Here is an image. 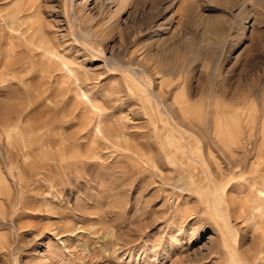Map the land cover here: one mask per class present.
<instances>
[{
  "label": "rangeland",
  "instance_id": "rangeland-1",
  "mask_svg": "<svg viewBox=\"0 0 264 264\" xmlns=\"http://www.w3.org/2000/svg\"><path fill=\"white\" fill-rule=\"evenodd\" d=\"M122 1L0 0V264H264V0Z\"/></svg>",
  "mask_w": 264,
  "mask_h": 264
},
{
  "label": "bare ground",
  "instance_id": "bare-ground-1",
  "mask_svg": "<svg viewBox=\"0 0 264 264\" xmlns=\"http://www.w3.org/2000/svg\"><path fill=\"white\" fill-rule=\"evenodd\" d=\"M123 6H124V4H123V1L121 0V2H118V3H117V10L114 11L115 13H114V12H113V13H114V14H116V13L119 14V13L122 11ZM17 19H18V18H17ZM33 32H34V31H33ZM33 32H32V33H33ZM35 32H36V30H35ZM11 76H12V75H11ZM154 95L157 97V99L161 97V95L158 94V93H155ZM166 98H167V97H166ZM166 98H165V99H166ZM167 100H168V99H167ZM168 104H169V103H168ZM166 105H167V104H166ZM169 106H170V110H171V111H174V112H175V111H178V107H176V105L174 104V102H173V103H170ZM245 108H246V107H245ZM250 108H251V107H250ZM263 109H264V108H263ZM260 111H261V110H260ZM251 112H252V111H251ZM222 113H223V112H222ZM245 113H246V112H245ZM260 113H261V112H260ZM262 113H263V112H262ZM262 113H261V114H262ZM250 115H251V114H250ZM223 116H224V115H223ZM251 117H252V116H251ZM243 119H244V118H243ZM253 119H254V118H253ZM262 119H263V118H262ZM252 121H253V120H252ZM252 121H251V122H252ZM256 121H258V119H257ZM243 122H244V121H243ZM188 123H189V122H188ZM247 123H248V122H247ZM257 123H258V122H257ZM241 124H242V123H241ZM259 124H260V123H259ZM251 125H252V124H251ZM256 125H257V124H256ZM239 126H240V125H239ZM259 126H260V125H259ZM117 135H118V134H117ZM117 135L110 134L109 136H107V138H108L109 140L112 141V140H114V139H118V138L120 137V136L118 137ZM228 155H229V154H228ZM45 169H46V168H45ZM45 169H44V170H45ZM50 169H51V168H50ZM46 170H47V169H46Z\"/></svg>",
  "mask_w": 264,
  "mask_h": 264
}]
</instances>
